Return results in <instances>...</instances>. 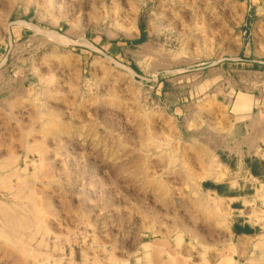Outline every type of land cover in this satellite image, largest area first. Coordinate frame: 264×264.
Returning <instances> with one entry per match:
<instances>
[{"label": "rangeland", "instance_id": "1", "mask_svg": "<svg viewBox=\"0 0 264 264\" xmlns=\"http://www.w3.org/2000/svg\"><path fill=\"white\" fill-rule=\"evenodd\" d=\"M263 90L264 0H0V158L20 155L17 173L48 198L44 218L53 226L24 238L41 255L25 260H236L229 207L202 190L197 153L223 165L216 149L229 103ZM246 100L240 95L236 108L249 110ZM47 105L60 116V130L45 138L38 128ZM29 125L35 135L23 136ZM38 138L46 142L44 161L30 148ZM12 195L0 186V201L15 205ZM261 240L264 227L241 240L250 253L237 264H264Z\"/></svg>", "mask_w": 264, "mask_h": 264}, {"label": "crops", "instance_id": "2", "mask_svg": "<svg viewBox=\"0 0 264 264\" xmlns=\"http://www.w3.org/2000/svg\"><path fill=\"white\" fill-rule=\"evenodd\" d=\"M240 95L247 97L249 110L236 108ZM240 95L229 103L225 133L216 149L224 165L219 175L222 178L211 177L202 183L205 193L229 207V245L238 251V255L233 254L236 260L250 253L241 240L258 237L264 227V90L258 96Z\"/></svg>", "mask_w": 264, "mask_h": 264}, {"label": "bare ground", "instance_id": "3", "mask_svg": "<svg viewBox=\"0 0 264 264\" xmlns=\"http://www.w3.org/2000/svg\"><path fill=\"white\" fill-rule=\"evenodd\" d=\"M25 23V22H24ZM22 24V23H21ZM30 24V23H29ZM29 24H26V25H29ZM29 27H33V28H36L37 30H40V28L36 27L34 24L33 25H29ZM42 31V30H41ZM45 33V32H44ZM47 33L49 34H52V35H55L52 31H47ZM57 37H59L58 35H55ZM56 40V39H55ZM44 75V74H43ZM47 76H42L41 77V80H45ZM20 96V95H19ZM22 97V96H20ZM18 98V97H17ZM19 100V99H18ZM21 101V100H20ZM16 103V102H15ZM245 104L246 106L248 107L249 106V103H248V100L245 101ZM15 109V108H14ZM39 110V109H38ZM43 117L47 116V120L46 122L44 121L41 125V128L39 129L38 128V132L40 133V130H41V135L42 137L44 136L46 138V134L48 133H58L60 128L59 126L57 125L56 123V119L60 118V116L57 114V111L56 109H54L53 107L47 105L45 106L44 110H43ZM39 113V112H38ZM37 113V115H38ZM38 117V116H36ZM36 117L34 120H36ZM39 120V119H38ZM37 122H40V121H37ZM36 123V122H35ZM38 124V123H36ZM35 125V124H34ZM26 127V126H24ZM35 127L37 128V126H27L25 129H24V135H29L31 136V134L33 135L34 133H32L33 131H35ZM36 132V131H35ZM37 134V133H36ZM39 134V135H40ZM15 135V134H14ZM35 135V134H34ZM33 135V136H34ZM22 136V137H23ZM38 136V134H37ZM35 136V137H37ZM28 137V136H27ZM31 140V139H30ZM11 141V140H10ZM148 142V141H147ZM30 143V142H29ZM32 143V144H31ZM30 143V148L32 149V152L33 150L38 152L42 158V160L44 161L45 159V151L46 149L43 147V143H46L44 142L43 140H40V138L38 139H34V141H31ZM150 142H148L147 144H149ZM162 143V142H161ZM15 144V143H14ZM28 144V143H27ZM202 144V143H201ZM158 145V144H157ZM163 146V145H162ZM28 147V146H27ZM188 148V147H187ZM29 149V150H31ZM45 149V150H44ZM28 151V150H27ZM201 151V150H200ZM198 152L197 153V159L199 161V165L200 167H197V168H201L202 170V176H200L201 179L205 178V179H208V178H211V177H214V175L218 176L216 174V171L218 167H222L223 165L221 163H219L215 158L214 156L212 155H209L208 153L206 152ZM31 152V151H29ZM20 155H18L14 150H11L10 153L8 154L7 157H1L0 159V171H5L9 168H12L13 171L9 172V173H5V174H0V183L2 187H4L5 189H9L11 190L12 192V196L13 198L15 199V205H11L9 204L8 202L6 201H0V264H1V261L2 259L6 258V257H9L11 258V260L13 259V262L12 264H14V262H16V264H29V262L25 259H30L29 257H33L34 258V262L36 259H39V257H41L39 251H34V254H32V250L30 251V248L27 246V244H25L26 242V239L24 238H28L31 239L32 237L35 238V235L36 233L39 234V232L42 230L44 231L47 235L50 234L51 229H53V226L52 228L50 227V225L47 223V218H44V215H45V204L48 203V198L47 200L45 199L46 196L44 193H38V191H36V187L34 188L33 186L35 185H31V184H28L29 183V180H28V175L26 176H21L19 175L17 172H19V162H20ZM195 158V157H194ZM46 160V159H45ZM193 161V160H192ZM196 162V161H195ZM46 163V161L44 162ZM43 163H41V166H42ZM151 164V163H150ZM196 164V163H195ZM45 165V164H44ZM47 165V163H46ZM44 167V166H42ZM48 167V165H47ZM37 168V167H36ZM46 168V167H45ZM44 168V169H45ZM50 168V167H49ZM48 168V169H49ZM223 168V167H222ZM25 169V168H24ZM47 169V168H46ZM48 169H47V172H48ZM147 169L148 166H147ZM196 169V168H195ZM23 171V170H22ZM35 172L36 169L34 170ZM40 171V169H39ZM39 171L37 172V176L39 175ZM44 170L42 169L41 172H43ZM25 172V171H24ZM26 172L27 171V168H26ZM34 172V173H35ZM49 172H50V169H49ZM219 172V171H218ZM20 173V172H19ZM30 172H28L29 174ZM52 173V172H51ZM221 173V172H220ZM18 176L20 179V182L17 183V184H14L13 183V176ZM35 175V174H34ZM33 175V176H34ZM41 177L44 176L42 175V173L40 174ZM51 176L50 174H45V176ZM32 177V173L30 175ZM36 176V177H37ZM48 176V177H49ZM35 177V178H36ZM40 177V178H41ZM47 177V179H49ZM54 177V174L53 176H51L50 178ZM34 178V177H33ZM196 178V177H195ZM44 179V177H43ZM46 179V178H45ZM46 179V180H47ZM151 179V178H150ZM42 180V178H41ZM50 180V179H49ZM47 182V181H46ZM153 181H149L148 184H153L152 183ZM32 183V182H30ZM34 183V182H33ZM43 183V182H42ZM49 183V182H48ZM158 185L160 187H163L164 188V182L161 180H158ZM36 184H37V181H36ZM157 185V186H158ZM45 186V185H44ZM154 186V185H152ZM158 186V187H159ZM163 188H162V191H163ZM3 189V188H2ZM36 189V190H35ZM40 190V189H39ZM197 190V189H196ZM42 192V190H40ZM39 191V192H40ZM161 191V190H160ZM49 197V196H48ZM203 199V198H202ZM200 202V201H199ZM24 203V204H22ZM50 203V202H49ZM203 204V203H201ZM199 203V205H201ZM208 205V204H207ZM49 206V205H46V207ZM51 206V205H50ZM49 206V207H50ZM25 208V209H22V212L19 213L18 209L17 208ZM47 207V209L49 208ZM202 207V206H200ZM51 208V207H50ZM207 209V208H206ZM51 210V209H50ZM49 210V211H50ZM216 210V209H215ZM48 211V212H49ZM47 213V212H46ZM52 214V212H51ZM49 214V215H51ZM42 219V220H41ZM49 219V218H48ZM38 220H41L43 221L42 223L43 226H36L38 222ZM36 223V224H35ZM41 224V223H40ZM199 226L196 228L198 229ZM55 230V229H54ZM53 230V231H54ZM36 231V233H34ZM205 232V231H203ZM44 233V234H45ZM200 233V232H197V234ZM202 233V232H201ZM34 235V236H33ZM43 235V234H42ZM201 235V234H199ZM205 235V234H204ZM44 236V235H43ZM47 237V236H45ZM199 238V237H198ZM203 238V237H202ZM206 238V237H205ZM208 238V237H207ZM36 239V238H35ZM45 239V238H44ZM43 240V238H42ZM206 240V239H205ZM204 241V240H203ZM44 242V241H43ZM261 243H258L257 246H260L261 248H264V240H261L260 241ZM42 244V243H40ZM46 244V243H44ZM43 245V244H42ZM48 245V243H47ZM209 247V246H208ZM146 248L147 250L152 254V255H156L159 257H163L164 255L162 254V247L158 246V245H152V244H147L146 245ZM257 248V247H256ZM264 250V249H263ZM207 251V250H206ZM31 252V253H30ZM47 255V254H46ZM48 256V255H47ZM51 256V255H50ZM49 256V257H50ZM112 256V255H111ZM168 258H170L169 255H166ZM165 256V257H166ZM264 256V255H263ZM49 257H48V261H49ZM44 258V259H45ZM55 258V257H54ZM111 258V257H110ZM167 258V259H168ZM32 259V258H31ZM53 259V258H52ZM164 259V258H163ZM6 260V259H5ZM8 260V258H7ZM46 260V261H47ZM139 260V259H138ZM206 260V257L205 259ZM44 261V260H43ZM48 261L45 263V261L42 263V264H48ZM113 261V260H112ZM119 261V260H118ZM116 261V262H118ZM162 261V260H161ZM257 258H252L248 261V264H256L257 262ZM33 262V263H34ZM59 262V261H58ZM57 262V264H58ZM114 262V261H113ZM186 262V261H185ZM206 262V261H205ZM56 263V262H55ZM54 263V264H55ZM96 263V262H95ZM188 263L191 264V261L188 260ZM208 262H206L205 264H207ZM31 264V263H30ZM72 264V263H71ZM125 264H129V261L128 262H125ZM165 264V263H164ZM171 264H178V263H175V262H172ZM186 264V263H185ZM225 264H237V261L234 260L233 258H231L230 260H226L225 261Z\"/></svg>", "mask_w": 264, "mask_h": 264}, {"label": "trees", "instance_id": "4", "mask_svg": "<svg viewBox=\"0 0 264 264\" xmlns=\"http://www.w3.org/2000/svg\"><path fill=\"white\" fill-rule=\"evenodd\" d=\"M146 37H147V35L144 33V34H142L141 38L139 40H136L135 42H137V43L144 42L146 40Z\"/></svg>", "mask_w": 264, "mask_h": 264}]
</instances>
